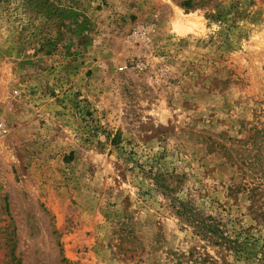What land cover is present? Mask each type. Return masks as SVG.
<instances>
[{"label": "rangeland", "instance_id": "obj_1", "mask_svg": "<svg viewBox=\"0 0 264 264\" xmlns=\"http://www.w3.org/2000/svg\"><path fill=\"white\" fill-rule=\"evenodd\" d=\"M178 263L264 264V0H0V264Z\"/></svg>", "mask_w": 264, "mask_h": 264}, {"label": "trees", "instance_id": "obj_2", "mask_svg": "<svg viewBox=\"0 0 264 264\" xmlns=\"http://www.w3.org/2000/svg\"><path fill=\"white\" fill-rule=\"evenodd\" d=\"M177 214L179 216H183L186 222L192 224L193 233L197 236H200L207 243H210L214 246H223L226 242H229L227 238L221 235L216 225L205 222L204 220H196L193 212L183 203H180Z\"/></svg>", "mask_w": 264, "mask_h": 264}]
</instances>
